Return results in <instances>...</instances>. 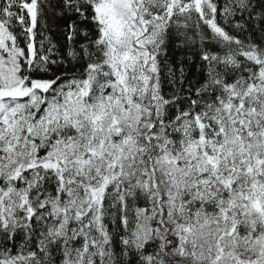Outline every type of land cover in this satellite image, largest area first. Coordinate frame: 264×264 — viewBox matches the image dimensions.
Wrapping results in <instances>:
<instances>
[{
    "label": "snow or ice",
    "instance_id": "6c2138e0",
    "mask_svg": "<svg viewBox=\"0 0 264 264\" xmlns=\"http://www.w3.org/2000/svg\"><path fill=\"white\" fill-rule=\"evenodd\" d=\"M0 264H264V0H0Z\"/></svg>",
    "mask_w": 264,
    "mask_h": 264
}]
</instances>
